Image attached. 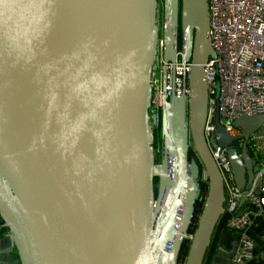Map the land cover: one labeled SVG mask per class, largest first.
Wrapping results in <instances>:
<instances>
[{"label": "water", "instance_id": "1", "mask_svg": "<svg viewBox=\"0 0 264 264\" xmlns=\"http://www.w3.org/2000/svg\"><path fill=\"white\" fill-rule=\"evenodd\" d=\"M178 50L190 92L163 102L155 149L150 77L158 55ZM214 56L206 0H162L161 34L157 0H0L8 264H176L200 176L208 189L183 264L203 263L225 202L203 134ZM262 123L264 113L237 118L236 137L217 123V142ZM227 156L236 187L251 184L246 144Z\"/></svg>", "mask_w": 264, "mask_h": 264}, {"label": "built area", "instance_id": "2", "mask_svg": "<svg viewBox=\"0 0 264 264\" xmlns=\"http://www.w3.org/2000/svg\"><path fill=\"white\" fill-rule=\"evenodd\" d=\"M206 1L209 37L215 56L209 57L205 64L208 101L203 134L224 186V213L220 220L226 228L241 235L240 247L232 262L244 264L253 255L254 243L246 234L251 212L239 211L238 201L243 198L255 212L264 213V123L247 140H234L225 147L217 142L216 124L228 136L236 137L241 132L235 126L237 118L264 113V0ZM190 68V63L182 61L179 50L174 61H164L158 55L150 77L149 110L155 112V129L159 128L165 100L172 96L188 98ZM244 143L255 170L251 184L239 189L233 179L227 149L234 148L240 155ZM191 237L192 233L187 231L185 239Z\"/></svg>", "mask_w": 264, "mask_h": 264}, {"label": "crops", "instance_id": "3", "mask_svg": "<svg viewBox=\"0 0 264 264\" xmlns=\"http://www.w3.org/2000/svg\"><path fill=\"white\" fill-rule=\"evenodd\" d=\"M238 210H249L250 222L246 227V234L253 240L254 250L251 258L244 264H264V213L255 212V208L249 202L241 198L238 201ZM1 236L7 234V230H1ZM241 235L237 231L226 228L220 220L211 238L202 264H233L232 256L240 247ZM9 254L6 246L0 244V264H8Z\"/></svg>", "mask_w": 264, "mask_h": 264}, {"label": "rangeland", "instance_id": "4", "mask_svg": "<svg viewBox=\"0 0 264 264\" xmlns=\"http://www.w3.org/2000/svg\"><path fill=\"white\" fill-rule=\"evenodd\" d=\"M157 2H158V26H159V30H160V34H161V30H162V0H157ZM160 37H161V35H160ZM158 145H159V130L156 129L155 130L154 148L158 149ZM190 154L191 155L195 154L192 144H190ZM156 161H157V159H156ZM207 189H208L207 182H204L200 176L198 195H197V198L195 200L193 217L191 219V223H190L189 228L190 227L193 228V226L197 223V220H198V217H199V214L201 212L202 205L204 202V198H205V195L207 193ZM186 251H187V244L181 250V252L178 256V259L176 261V264H183L184 263Z\"/></svg>", "mask_w": 264, "mask_h": 264}, {"label": "trees", "instance_id": "5", "mask_svg": "<svg viewBox=\"0 0 264 264\" xmlns=\"http://www.w3.org/2000/svg\"><path fill=\"white\" fill-rule=\"evenodd\" d=\"M195 226H196V224L193 226V228L190 227V228L188 229V232L193 233V230H194ZM188 242H189V240H185L184 245H183V248L185 247L186 244H187V246H188ZM183 248H182V249H183ZM182 249H181V250H182Z\"/></svg>", "mask_w": 264, "mask_h": 264}]
</instances>
